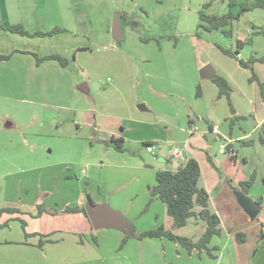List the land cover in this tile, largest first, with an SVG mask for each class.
Wrapping results in <instances>:
<instances>
[{"label": "crops", "instance_id": "obj_1", "mask_svg": "<svg viewBox=\"0 0 264 264\" xmlns=\"http://www.w3.org/2000/svg\"><path fill=\"white\" fill-rule=\"evenodd\" d=\"M48 1L0 0V25L7 28L21 24L31 34L37 31L50 32L57 24H62L68 33L73 35L78 31L75 24L84 25L81 26L84 31L87 29L85 25L89 24L81 20L84 16L76 17L73 14L70 0H60L67 8L61 20L52 16L53 14L40 12L44 3L45 7H48ZM254 1L252 0L251 4ZM90 24V27L93 26L91 21ZM66 30L63 29L64 32ZM91 30L94 28L91 27L89 31L87 29L83 34ZM6 33L18 35L9 31ZM19 37L21 38H15L19 39V47L10 48L8 44L11 41L8 39V44L0 49V55L11 54L9 60L0 61V92L9 94L0 96V148L3 150L0 154V211L14 209L8 204L13 201L10 199L12 195H22L20 199L22 203L31 197L24 205L23 214L30 221L26 231L31 236L25 235L19 240L0 238V247L15 246L28 249L21 252L15 250L0 252V264H19L11 260L20 258V255L26 256L27 252L46 253L50 247L53 249L54 259L59 261L58 264H138L135 253V260L131 259L132 256H125L124 262H117L120 257L116 256L114 259L113 252H105L100 244L99 249L90 244L91 237L98 238L99 241L100 236L106 233L111 237H120L119 232L113 234L110 231L112 229H94L84 214H70L63 210L66 207L84 206L89 194L95 205L109 204L113 210L118 211L128 227L130 221L133 224L136 220L141 221L144 218L143 212L151 199L149 187L157 184V173L175 171L184 163L174 154L177 146L173 149L172 158L163 155L166 138L172 140L180 133L184 144L182 149L179 148L181 154L186 161L190 158L196 159L201 172L202 159H206L203 153L209 149L208 143L205 142L207 133L224 139L225 143L220 144L221 152H224L223 146L227 148L228 145L235 150L234 146L249 136L243 128L246 122L239 121L240 117L246 118L231 101L232 94L229 98L220 97L219 88L212 80L214 76H219L231 87V78L227 76L229 70L234 68L233 64L225 59L219 60L218 65L211 64L213 76L211 78L201 76V82L198 78L183 80L158 76L154 78L152 75L150 77L144 74L148 72L144 66L145 69H141L138 78H115L114 81L108 79L109 88L96 87L95 95H90L88 99L81 97L83 108L71 106L69 109H61L57 105L58 76L61 68L54 60L38 65L34 56L40 55L38 50L43 51L40 55L43 57L54 55L53 52L51 55L46 53V50L51 49L50 45L43 42L47 38L20 35ZM112 39V44L118 43ZM21 44L25 47H20ZM155 67H159L157 62ZM91 79L84 78V83L77 82L79 85L70 87V91L73 90L78 96L79 93H90L93 83ZM198 83L199 96L195 94ZM127 91L131 102L125 99ZM113 93L117 94L116 100H120L119 106L108 105L110 99L107 98L106 102L98 104L100 98ZM10 94H13L14 98H24L13 110L7 108L12 100ZM37 99L48 101L44 104L37 102ZM140 105H144L145 108L140 110ZM262 105L264 106V102ZM60 111L66 113V119H62ZM72 115L73 120H70ZM232 116L238 119V129L242 130L238 135H235L232 129ZM256 117L258 118L256 127L263 129L264 132V109L261 112L256 111ZM230 129L233 131L228 133ZM112 140L123 141L124 151L104 144ZM148 147H152L154 152H149ZM29 148H33V151L30 152ZM11 151L27 152L26 162L12 164L8 156ZM202 187L210 196L209 189L206 186ZM40 204L46 210L60 213H44L38 216ZM135 208L141 213L137 216L129 215ZM210 209L214 212L211 208V197ZM21 214L5 213L0 222L5 224L10 216L17 217ZM145 214L147 215L144 219L149 229L161 226L168 230L173 229V219L168 215L165 204L159 199L153 200ZM216 214L218 215V211ZM193 220L199 223V220ZM220 220L222 228L221 217ZM2 229L0 227V231ZM222 231L223 240L226 236L225 231L223 229ZM42 235L50 237L44 239ZM228 235L229 238L224 244V240L219 243L215 241L217 236L212 239L211 246L219 248L215 253L216 259H211L206 254L201 258L197 255L190 257L179 245L184 254L181 250L174 254L182 261H186V264H242L244 256L239 250L232 229L228 231ZM41 240L45 241L42 247L39 245ZM159 240L163 244H160ZM152 241L150 250L147 247V250L141 253V264H177L168 260L163 262L164 251H155L157 250L155 244L162 245L168 258L167 241H173L158 238H153ZM144 243L143 241V246ZM82 244L89 246L85 255L81 250ZM64 247L67 251H62ZM256 260L260 264L264 262L263 243L254 253V264Z\"/></svg>", "mask_w": 264, "mask_h": 264}, {"label": "rangeland", "instance_id": "obj_2", "mask_svg": "<svg viewBox=\"0 0 264 264\" xmlns=\"http://www.w3.org/2000/svg\"><path fill=\"white\" fill-rule=\"evenodd\" d=\"M236 1L238 5H250L252 2V0ZM70 3L72 12L76 17L84 16L81 20H85L89 25H91L90 21L92 22L93 31L83 34L87 29L89 31L91 27L85 25L87 29L84 31L81 27L84 25L75 24L78 31L73 35L68 33L69 31L62 24H57L50 31L59 28L67 32L63 31L49 37H32L47 38L43 42L50 45L51 49L46 50V53L53 52L54 55L62 56L68 60L66 68L57 62L59 68H61L58 76L57 105L61 109H69L71 106L78 109L83 108L82 98L88 99L90 95H95L97 92L96 87L109 88L107 86L108 79L114 81L115 78H138L141 69H145L144 66L147 67L146 71H148L144 74L152 75V77L198 78L201 82L200 72L204 67L211 64L218 65V61L221 59L233 64L234 68L229 70V76H227L231 78V101L238 106L236 107L237 110L245 115L246 119L240 117L239 121L241 123L246 122L243 124V128L246 130V135L249 136L243 142H238L234 146V154H231L236 156L234 160L229 154L220 151V144L225 143L224 139H219L217 135L207 133L205 142L208 143L209 149L203 153L206 159H202L201 162L203 176L200 185L209 189L211 208L214 213L218 211V216L223 221L222 229L225 231L226 237H224V241L221 238L223 236L215 238V241L219 243L222 240L224 244L229 238L228 231L230 229L235 234H245L246 242L239 244V250L244 256L242 264H251L252 262L254 264V253L261 248V243L264 244V132L263 129L256 127L258 121L256 111L261 112L264 109L262 105L264 102V63L258 61V59H264V35L259 34L264 30V10L250 8L241 12L239 7L233 8L236 18L228 26L227 30L231 31L232 34L227 36L222 30L207 32L204 29L207 23L200 19V13L219 17L228 15L231 12L230 0H70ZM208 4H210L209 7L205 8L204 6ZM47 6L45 7L44 3L40 12L53 14L52 16L57 17L59 20H61L63 12L67 10L66 5L60 0H49ZM118 16L122 24L123 34L125 32V38L112 44L113 26ZM14 26L22 25L17 24ZM2 27L0 29V49L8 44V39L11 41L8 44L10 48L19 47V39H15L17 37L21 38L19 34L9 35L6 33L8 30L4 26ZM23 28L28 31L25 27ZM240 42L242 43L241 46L239 45ZM21 45L20 47H25L23 44ZM222 50L230 52V55L224 54ZM38 51L40 55L43 52ZM9 55L11 56V54L0 56ZM40 55L37 56L42 58L43 56ZM240 61L248 63L251 70L242 68ZM156 62L159 67H155ZM253 75L256 78L252 81ZM84 78H92L91 92L88 94L79 93V97L74 94L72 89L70 91V87H76L80 83H84ZM73 81L75 84H73ZM181 83L184 85L182 80ZM199 84L196 86L195 94H197ZM11 93H13L12 90ZM113 94L100 98L98 104H103L107 98L110 99L108 105L112 107L119 106L120 100L117 101V94ZM5 95L9 94L0 92V96ZM10 95L12 100L7 108L13 110L24 98H14L13 94ZM124 96L125 99L130 101L128 91ZM47 101L37 99V102H43L44 104ZM61 113L62 119H66V113ZM234 117L231 118L232 129L234 134L238 135L242 130L238 129V119L236 120ZM70 120H73V115ZM232 129L228 133L233 131ZM166 139L163 155L170 159L175 146L180 149L183 148V137L178 133V136L172 138V140ZM58 146L61 147L59 143ZM28 150L31 152L33 148ZM2 153L3 150L0 148V154ZM25 155L28 157L27 152L11 151L8 156L12 164H22V162H26ZM253 176H255L254 184L250 191L246 193L239 183L249 181ZM84 184H86V181ZM238 193L242 195V199L247 197L255 202L258 200L262 202L263 210L256 219L253 220L248 215L240 202L241 199L238 197ZM22 197V195L11 196L10 199L14 202L8 204L22 214L17 217L15 215L10 216L5 222L7 226L0 231L1 239L19 240L26 235L20 220L27 222V227L28 222L30 224L29 219L24 217L23 214L25 212L24 205L31 200V197L27 198L24 203L20 200ZM19 208L20 210H18ZM146 212H143L142 217L147 215ZM138 213L139 211L135 208L129 215L137 216ZM144 218H141V221L136 220L133 224L130 221L125 230L106 228L108 230L112 229L110 231L113 234L119 232L120 237H111L106 233V235L100 236L99 241L98 238H89L90 244L97 249H99L100 244L101 247H104L105 252H113V255L115 254L114 259L116 256L120 257L117 262H124L125 256H132L131 259L135 260L137 258L138 264H141V253L143 250L146 251L147 247L150 250L153 242V239L140 240L137 238V235L143 233L142 230L144 232L145 230H151ZM198 222L196 223L192 219L186 227L176 230L175 233L178 236L199 239L206 231L207 225L204 221L199 220ZM127 236L130 237L128 240L126 239ZM143 241L145 242L144 246ZM160 244H163L162 241ZM167 244L169 246L167 249L168 258H166V251L164 248L162 249V245L155 244L157 246L155 251H164L162 254L163 262L168 260L170 263L186 264V261H182L178 255L174 254L177 250L182 252L183 250L174 242L167 241ZM81 247L85 255L89 246H83L82 244ZM51 248L47 249L46 253L42 252V254L27 252L26 256L20 255V258L11 261L19 264H58L59 261L54 259L53 249ZM14 250L21 252L28 249L15 246L12 248L0 247V252ZM62 251H67L66 247ZM257 260L255 261L256 264H260ZM261 264H264V262H261Z\"/></svg>", "mask_w": 264, "mask_h": 264}, {"label": "trees", "instance_id": "obj_3", "mask_svg": "<svg viewBox=\"0 0 264 264\" xmlns=\"http://www.w3.org/2000/svg\"><path fill=\"white\" fill-rule=\"evenodd\" d=\"M209 5L210 4L205 5L204 7H209ZM235 7H239L241 12L249 10L250 8H260L264 10V0H255L252 4L250 3V5H238L236 0H230L231 12L228 15L222 17L215 15L207 16L206 14L201 12L200 19L207 23V25L204 26V29L207 32L222 30L223 33H225L227 36H230L232 32L228 31L227 28L231 24V21L236 18L233 13V8ZM1 28L3 27L0 26V29ZM6 29L12 33L31 38L49 37L63 32L62 29L58 28L46 33L37 32L35 34H31L26 31L23 26H9ZM259 34L264 35V30L259 32ZM239 45L241 46L242 43L240 42ZM222 51L224 52V54L230 55V52L225 50ZM34 56L37 60L38 65L48 60H54L59 62L60 65L64 68L68 66V60L59 55H51L42 58L38 57L37 55ZM10 58V55L0 56V61L9 60ZM258 61L264 63V59H258ZM240 66L242 68L251 70V66L248 63H244L243 61H240ZM255 78L256 77L253 75L252 81L255 80ZM212 80L219 88L220 97L226 96L227 98H229L232 91L229 83L219 76H214ZM199 95L200 89L198 88L197 96ZM261 140L263 141V138ZM122 143L123 141L121 140H112L111 142H104L105 145L114 147L115 149L121 152L124 151ZM226 153L229 154L230 157L235 160L236 156L231 155L234 154L232 146H227ZM201 177L202 172L200 164L194 158L188 159L185 163L181 164L180 167L175 171H159L157 173L156 178L157 184L155 186L149 187L151 199L149 204L145 207L144 211L146 212L148 210L149 206L151 205L154 199H159L165 204L168 215L173 219V229L168 230L165 227L161 226L156 229L140 233L139 235H137V238H139L140 240L145 238L169 239L175 242L183 249H185L190 257L193 255H197L199 258H201L204 254H206L209 258L216 259L215 253L219 250V248L216 246H211V243L214 237H221L223 234L221 228V220L220 217L216 213L212 212L210 209V196L206 189L200 185ZM254 180L255 176H253L249 181L241 182L240 187L243 189L244 192L248 193L254 184ZM87 197L89 200H91L89 194L87 195ZM256 202L262 205V202L260 200ZM63 212L70 214L82 213L86 217H88L85 210V206L66 207ZM5 213L17 214L20 212L14 209L1 210L0 220L3 214ZM44 213L58 214L60 213V211L46 210L43 206L40 205L38 216H41ZM191 219L204 221L207 225L206 231L199 239L182 237L178 236L175 233L176 230L186 227ZM20 221L22 223L23 229L26 232V236L30 237L31 234H28V232L26 231L27 223L23 220ZM6 226L7 223L1 224L0 222V227L4 228ZM42 237L45 239L49 238L50 235H42ZM234 237L238 244L246 242V235L243 233H236ZM129 238L130 237L127 236L126 239L128 240ZM44 243L45 241L41 240L39 244L40 247H42Z\"/></svg>", "mask_w": 264, "mask_h": 264}, {"label": "water", "instance_id": "obj_4", "mask_svg": "<svg viewBox=\"0 0 264 264\" xmlns=\"http://www.w3.org/2000/svg\"><path fill=\"white\" fill-rule=\"evenodd\" d=\"M113 38L118 42L124 39V34L122 32V24L119 20V16L117 17L113 26ZM200 75L203 78H211L213 76L212 67L210 65L204 67L201 70ZM144 108V105L139 106L140 110ZM241 196L242 195L238 193V197L241 199L240 202L246 209L248 215L251 217V219H256L262 212L263 207L252 199L247 197L245 199H242ZM84 206L88 218L94 229H126L127 225L122 215L118 211L113 210L109 204L99 206L95 205L94 203H92L91 200L87 199Z\"/></svg>", "mask_w": 264, "mask_h": 264}, {"label": "built area", "instance_id": "obj_5", "mask_svg": "<svg viewBox=\"0 0 264 264\" xmlns=\"http://www.w3.org/2000/svg\"><path fill=\"white\" fill-rule=\"evenodd\" d=\"M149 150H150V151H149ZM152 150H153L152 147H148V151H149V152H151ZM225 150H226V146H223V151L226 152ZM174 154H175V156H176L178 159H180L181 161H183V162L185 163L186 160H185L184 156L181 154L179 147H175V149H174Z\"/></svg>", "mask_w": 264, "mask_h": 264}]
</instances>
